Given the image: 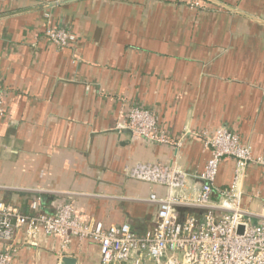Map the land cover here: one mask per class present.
Segmentation results:
<instances>
[{
    "label": "crops",
    "instance_id": "0c3cea01",
    "mask_svg": "<svg viewBox=\"0 0 264 264\" xmlns=\"http://www.w3.org/2000/svg\"><path fill=\"white\" fill-rule=\"evenodd\" d=\"M0 0V200L30 213L39 197L45 211L64 203L104 226L128 223L138 235L155 223L151 193L165 187L132 178L136 162L178 166L184 193L200 189L209 157L207 139L221 126L264 156V0H218L235 12L189 0ZM61 26L76 42L58 48L44 36ZM158 116L168 143L148 141L123 127L131 106ZM224 158L214 187L233 177ZM242 209L264 218L254 193L264 179L248 165ZM216 195L213 201H216ZM180 219L202 207L176 206ZM21 235V234H20ZM19 235V236H20ZM11 264H101L98 245L40 234L36 245L15 242Z\"/></svg>",
    "mask_w": 264,
    "mask_h": 264
},
{
    "label": "built area",
    "instance_id": "2783aa9c",
    "mask_svg": "<svg viewBox=\"0 0 264 264\" xmlns=\"http://www.w3.org/2000/svg\"><path fill=\"white\" fill-rule=\"evenodd\" d=\"M189 1L199 6L204 0ZM44 36L58 48L76 42L69 30L54 24L44 28ZM4 114L0 89V116ZM122 126L148 141H170L158 126L157 114L140 105L130 107ZM206 144L209 157L200 174V189L193 196L183 192L188 175L178 166L136 162L126 167L128 176L165 187L164 196L149 195L148 200L157 205L155 223L141 235L128 223L104 226L101 221L87 220L70 203L45 211L41 199L34 197L30 213H22L0 200V264H11L18 237L36 245L41 233L59 238L62 251L73 238L92 240L98 245L101 264H264V218L252 222V214L241 206L246 169L258 166L264 179V156L253 155L251 147L226 126L215 129ZM224 158L234 161L233 177L228 186L217 190L214 182ZM253 196L264 206V194ZM180 204L202 207L204 213L180 219L176 211Z\"/></svg>",
    "mask_w": 264,
    "mask_h": 264
},
{
    "label": "water",
    "instance_id": "95a60500",
    "mask_svg": "<svg viewBox=\"0 0 264 264\" xmlns=\"http://www.w3.org/2000/svg\"><path fill=\"white\" fill-rule=\"evenodd\" d=\"M70 1H73V0H65V1H60V2H50V3H47L45 5L39 6L38 8L45 9V8H48V7H52V6H55V5H58V4H62V3H66V2H70ZM204 1L213 3V4L217 5V6L222 7V8L230 9V10L235 11V12H240L236 8H234L232 6H229L226 3L220 2L218 0H204ZM59 264H76V258L75 257H71V256L63 255L60 258V260H59Z\"/></svg>",
    "mask_w": 264,
    "mask_h": 264
}]
</instances>
